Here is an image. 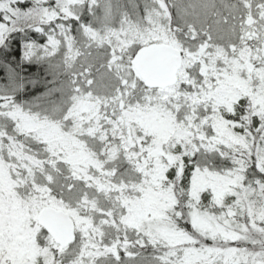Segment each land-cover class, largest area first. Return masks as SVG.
Segmentation results:
<instances>
[{
	"label": "snow or ice",
	"instance_id": "1",
	"mask_svg": "<svg viewBox=\"0 0 264 264\" xmlns=\"http://www.w3.org/2000/svg\"><path fill=\"white\" fill-rule=\"evenodd\" d=\"M0 264H264V0H0Z\"/></svg>",
	"mask_w": 264,
	"mask_h": 264
}]
</instances>
